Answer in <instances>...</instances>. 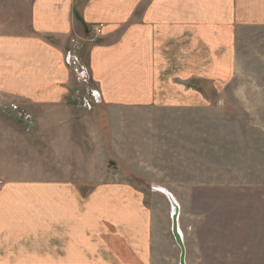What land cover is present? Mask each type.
I'll use <instances>...</instances> for the list:
<instances>
[{"label":"crops","instance_id":"crops-1","mask_svg":"<svg viewBox=\"0 0 264 264\" xmlns=\"http://www.w3.org/2000/svg\"><path fill=\"white\" fill-rule=\"evenodd\" d=\"M245 25L264 27V0L0 1V264H150L151 211L131 179L108 172L117 158L90 120L109 109L122 117L123 104L154 102L170 86L180 101L178 79L225 86ZM69 50L88 84L66 63ZM91 85L102 103L89 111L80 97ZM96 156L101 175L90 170ZM115 197L147 218L141 231Z\"/></svg>","mask_w":264,"mask_h":264},{"label":"rangeland","instance_id":"rangeland-1","mask_svg":"<svg viewBox=\"0 0 264 264\" xmlns=\"http://www.w3.org/2000/svg\"><path fill=\"white\" fill-rule=\"evenodd\" d=\"M234 46L235 69L222 81L225 86L210 89L192 78L178 79L173 83L187 91L177 96L180 101L174 100L178 87L170 86L152 96L154 102L123 104L122 117H109L115 112L109 109L90 120L117 158L108 163V172L119 174L116 181L131 179L151 211L150 264H181L171 232L172 205L160 187L179 204L185 264H264V27H238ZM65 61L89 83L91 75L76 52L67 51ZM203 64L209 67L205 77L212 63L204 59ZM80 98L89 111L102 103L92 85ZM86 139L85 149L96 155L93 138ZM93 162L98 166L90 168L92 174L101 175L100 159ZM94 185L86 186L88 193ZM115 202L122 218L141 231L147 218L143 221L135 203L122 204L119 197Z\"/></svg>","mask_w":264,"mask_h":264},{"label":"water","instance_id":"water-1","mask_svg":"<svg viewBox=\"0 0 264 264\" xmlns=\"http://www.w3.org/2000/svg\"><path fill=\"white\" fill-rule=\"evenodd\" d=\"M168 199L171 203L172 206H175L178 210L179 209V205L177 202H175L174 198L172 197L171 194H168ZM178 212L179 211H174V213H172V224H171V232L172 235L174 237V240L176 242V244L179 246L180 248V263L181 264H185V257H186V245L185 242L181 236V233L179 231V221H178Z\"/></svg>","mask_w":264,"mask_h":264},{"label":"bare ground","instance_id":"bare-ground-1","mask_svg":"<svg viewBox=\"0 0 264 264\" xmlns=\"http://www.w3.org/2000/svg\"><path fill=\"white\" fill-rule=\"evenodd\" d=\"M158 191H160L161 192V194L162 195H164V193L165 194H170L171 192H169L167 189H165V188H162V187H160V189L158 190ZM171 195H172V197L174 198V200H175V202H177V200H176V198L174 197V195L171 193ZM169 200V199H168ZM170 202V201H169ZM179 205V204H178ZM172 207V212H171V217H172V213H174V211H178V210H176L177 208L175 207V206H171ZM178 221H179V217H178ZM179 231H180V233H181V236H182V238H183V240H184V234H183V231H182V229H181V227H180V225H179ZM185 242V241H184Z\"/></svg>","mask_w":264,"mask_h":264},{"label":"built area","instance_id":"built-area-1","mask_svg":"<svg viewBox=\"0 0 264 264\" xmlns=\"http://www.w3.org/2000/svg\"><path fill=\"white\" fill-rule=\"evenodd\" d=\"M102 27H103V25L100 24V25L94 26L92 28L93 36H92L91 40H95L97 37L100 36V34L102 33ZM69 60H71V59L69 58Z\"/></svg>","mask_w":264,"mask_h":264}]
</instances>
